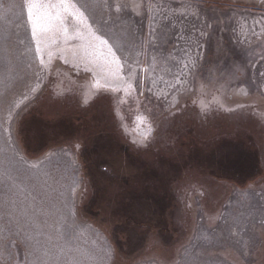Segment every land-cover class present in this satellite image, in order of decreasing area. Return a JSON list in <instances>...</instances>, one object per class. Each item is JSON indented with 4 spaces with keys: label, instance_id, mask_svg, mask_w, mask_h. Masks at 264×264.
<instances>
[{
    "label": "rangeland",
    "instance_id": "rangeland-1",
    "mask_svg": "<svg viewBox=\"0 0 264 264\" xmlns=\"http://www.w3.org/2000/svg\"><path fill=\"white\" fill-rule=\"evenodd\" d=\"M133 5L114 25L135 34V71L121 72L133 87L92 90L87 105L90 73L27 70L31 54L0 44V205L26 213L25 234L38 225L42 242L88 249L96 264H264L261 0ZM193 61L195 80L174 90ZM4 236L20 247L0 264H32L24 234Z\"/></svg>",
    "mask_w": 264,
    "mask_h": 264
},
{
    "label": "snow or ice",
    "instance_id": "snow-or-ice-1",
    "mask_svg": "<svg viewBox=\"0 0 264 264\" xmlns=\"http://www.w3.org/2000/svg\"><path fill=\"white\" fill-rule=\"evenodd\" d=\"M261 4L264 6V0H261ZM126 7L127 5L122 4L120 0H20L19 3L15 0H0V44L6 51H14L18 45L25 44V41L19 37L18 30L25 25L30 26L31 39L35 41V53L39 56L40 65L43 66L46 42L51 35L55 34L58 38L57 44L64 45V47H58L64 63H69L65 54L71 52L74 66L79 68L82 64L84 72L90 73L93 77L89 84V92L83 98V104L87 105L96 94L92 90H118L112 88L114 84H126L127 89L133 87L128 82L132 76L129 75L126 80L121 72L135 71L129 63L133 59L135 34H122L114 30L115 20ZM207 26L211 27V25ZM257 27L259 31L256 30ZM252 34L257 39L264 36V16L261 20L254 21ZM206 35L205 32L200 31V36ZM178 38L183 39V36ZM200 47L201 45L197 44L198 50ZM30 51L31 49L25 48V52L20 55L23 56ZM53 55L52 51L47 52L48 67L51 66ZM200 58L197 57V59ZM260 59L264 60V56ZM27 67L31 68L32 65L28 64ZM195 67V61L192 62L191 67L187 63L181 66L179 74L175 76L174 90L178 91V86H184L189 78L195 80L196 74L192 71ZM259 75L260 78H264V71ZM255 79L254 77L253 83ZM37 82H39L38 75ZM136 86H140L139 78L136 80ZM201 87L206 85L201 84ZM28 91L35 92L36 89L31 88ZM260 94L264 95V91ZM24 99L27 100L28 96L24 95ZM175 104H178V101ZM206 109V105L201 108L202 111ZM260 116L264 118V112L260 113ZM150 135L149 127V132L142 140L133 142L143 144ZM260 199L264 200V196ZM258 211L261 216H264V203L259 204ZM25 215L26 213L19 210L14 200L8 199L0 205V220L6 221L0 226V257L9 246L20 247L16 241H9L4 233H7L8 237L24 234L25 251L34 257L32 264H96V255L88 249L70 246L67 241L64 244L53 243L52 236H47L46 241L42 242L40 237L45 233L39 229L38 225L33 228L32 234H25L26 230L21 224ZM261 223H264V220ZM244 231V228L237 232L235 228L230 227L229 235L239 237ZM61 238L62 234L56 237L57 240ZM241 255L244 256L246 253L241 252ZM16 264H19V259Z\"/></svg>",
    "mask_w": 264,
    "mask_h": 264
},
{
    "label": "crops",
    "instance_id": "crops-1",
    "mask_svg": "<svg viewBox=\"0 0 264 264\" xmlns=\"http://www.w3.org/2000/svg\"><path fill=\"white\" fill-rule=\"evenodd\" d=\"M120 2L122 4H126L128 9L133 10V4L135 2V0H120ZM137 3H139L137 1ZM126 10V8H125ZM125 10L123 9L122 13L119 15V17L115 20H119L121 18H123V16H125ZM129 13V12H128ZM116 23V22H115ZM22 29H26V33L22 36H20L21 39H23L25 41L24 45H20V51L21 53L25 52V48H29L31 49L30 52H28L27 54H31V56H33V59L37 64L36 67H31V68H25L27 70H38V71H84L83 70V65L80 64L79 68H76L74 66V61L72 59V53L68 52L65 54L66 58L68 59L69 63L65 64L64 63V59L61 58L60 53L58 51V47H64V45L61 44H57V36L55 34L50 36V39L46 42L47 46L45 48L44 51V60H45V65H40L39 63V56L35 53V41H33L31 39V30H30V26L25 25L24 27H22ZM43 46V45H42ZM48 51H52L54 53L53 58L51 60V66L48 67V56H47V52ZM26 54V53H25Z\"/></svg>",
    "mask_w": 264,
    "mask_h": 264
},
{
    "label": "trees",
    "instance_id": "trees-1",
    "mask_svg": "<svg viewBox=\"0 0 264 264\" xmlns=\"http://www.w3.org/2000/svg\"><path fill=\"white\" fill-rule=\"evenodd\" d=\"M213 4H217V5H227V4H229V5H235V6H240V4H236V3H226V2H224V1H213L212 2ZM246 7V6H245Z\"/></svg>",
    "mask_w": 264,
    "mask_h": 264
}]
</instances>
